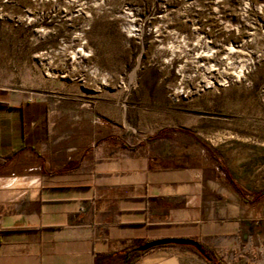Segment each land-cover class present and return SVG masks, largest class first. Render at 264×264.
<instances>
[{"label":"rangeland","instance_id":"374dc122","mask_svg":"<svg viewBox=\"0 0 264 264\" xmlns=\"http://www.w3.org/2000/svg\"><path fill=\"white\" fill-rule=\"evenodd\" d=\"M178 44L185 53L170 60ZM79 48L89 55L72 61ZM186 59L227 74L211 72L208 87L193 75L178 93ZM227 61L245 62L243 74ZM0 88L46 100L57 132L79 141L87 130L94 146L185 133L189 155L198 147L248 193L264 189V0H0ZM253 210L241 252L264 264V199Z\"/></svg>","mask_w":264,"mask_h":264},{"label":"crops","instance_id":"0c3cea01","mask_svg":"<svg viewBox=\"0 0 264 264\" xmlns=\"http://www.w3.org/2000/svg\"><path fill=\"white\" fill-rule=\"evenodd\" d=\"M72 132L56 131L46 100L0 88V264H125L162 238L198 241L213 264H250L241 250L251 226L243 233L241 223L258 217L255 202L242 198L228 165L198 147L189 155L187 134L127 148ZM134 264L209 260L167 244Z\"/></svg>","mask_w":264,"mask_h":264},{"label":"bare ground","instance_id":"6f19581e","mask_svg":"<svg viewBox=\"0 0 264 264\" xmlns=\"http://www.w3.org/2000/svg\"><path fill=\"white\" fill-rule=\"evenodd\" d=\"M128 31L130 32L133 27L132 26H128L127 27ZM81 50V52H78V50ZM77 49V51L74 52H70V58L72 59V61L76 60V58L78 57H86L89 55V52L84 51L82 48ZM170 50H171V57L169 58L170 60H172L173 58H175V56H181L183 53H185L184 50V44H178V45H170ZM232 50V48H231ZM61 52L64 54L65 53V48H62ZM229 57L226 56V59H228ZM244 61V60H243ZM192 62V61H191ZM182 63V62H181ZM64 66L65 64L62 63ZM227 65L232 68V72L235 76H240L241 74H243V68L245 67L246 63L245 62H239V63H233L231 61H227ZM82 67L86 70H88L90 72V74L94 77H96L99 74V69L95 66H88L86 64H83ZM201 70L200 72H198V70ZM220 67L218 66V63H212V64H208V65H201V64H197L194 65L193 63L188 62V60L186 59L182 64H180L178 72L179 75L181 76L179 85L176 87V91L178 93H183L189 90V88L186 89L187 87V81L189 79H191L193 77V75H199L201 77V80L199 81L202 86L204 87H208V85L212 84L211 82V77L209 76V74L211 72H219L221 77H225V75L227 74V69L223 68L221 70H219ZM133 74H135V72H133ZM101 81L105 84L107 82L106 76L103 75L101 76ZM203 87V88H204Z\"/></svg>","mask_w":264,"mask_h":264},{"label":"trees","instance_id":"16d2710c","mask_svg":"<svg viewBox=\"0 0 264 264\" xmlns=\"http://www.w3.org/2000/svg\"><path fill=\"white\" fill-rule=\"evenodd\" d=\"M237 187V190L238 192L241 194L242 198L246 199L247 201H251V202H256L257 200H260V199H263L264 198V189L258 191V192H255V193H248L244 188H242L241 186L239 185H236ZM248 196H251L252 198H249ZM157 247V246H155ZM155 247H152V248H155ZM207 257H208V260H209V264H213V260H217V257L214 253L213 250H211L210 248L202 245ZM150 248V249H152ZM150 249H146V250H140L139 248H134L132 250V252H134L135 254V257L139 258L140 256H142L145 252L149 251ZM193 249V248H192ZM126 257H127V254H126ZM136 258V259H137ZM134 258L130 259V260H126V263L125 264H134L135 260H133ZM219 264H222L219 262Z\"/></svg>","mask_w":264,"mask_h":264},{"label":"water","instance_id":"95a60500","mask_svg":"<svg viewBox=\"0 0 264 264\" xmlns=\"http://www.w3.org/2000/svg\"><path fill=\"white\" fill-rule=\"evenodd\" d=\"M167 244H177V245H185L192 247L196 252H198L200 255L208 259L202 245L198 241L190 238H162V239L152 240L142 244L139 247V249L146 250L155 246H161Z\"/></svg>","mask_w":264,"mask_h":264}]
</instances>
